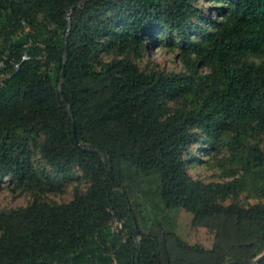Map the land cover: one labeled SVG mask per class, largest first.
<instances>
[{
	"label": "trees",
	"instance_id": "16d2710c",
	"mask_svg": "<svg viewBox=\"0 0 264 264\" xmlns=\"http://www.w3.org/2000/svg\"><path fill=\"white\" fill-rule=\"evenodd\" d=\"M209 1L216 17L197 0H0V61L11 71L32 55L0 83V179L44 193L80 169L89 184L70 202L38 194L0 212V264H223L264 253V200L226 203L244 191L264 198V0ZM160 28L185 72L134 61ZM193 142L231 179L194 180L189 166L205 160ZM128 171L156 175L167 208L215 228L214 249L176 237L175 254L164 251L140 225Z\"/></svg>",
	"mask_w": 264,
	"mask_h": 264
},
{
	"label": "rangeland",
	"instance_id": "374dc122",
	"mask_svg": "<svg viewBox=\"0 0 264 264\" xmlns=\"http://www.w3.org/2000/svg\"><path fill=\"white\" fill-rule=\"evenodd\" d=\"M197 5L203 7L209 16L216 17L214 7L220 6L216 1L197 0ZM221 4V3H220ZM158 36L147 44L143 54L134 57V61L141 68H156L167 72H185L186 67L182 60L181 49L178 44L170 45L165 29L158 30ZM169 38L176 42H182L183 38L176 33ZM114 58L113 54L103 55L105 61ZM260 141H263L260 139ZM264 146V141L262 143ZM36 162L42 161L40 153L36 149ZM189 150L198 157L205 160L203 163H193L189 166V173L194 180L203 183L222 182L231 178L223 175L215 160L201 152L198 144L193 142ZM223 156V154L221 155ZM125 178L130 198L136 208L140 225L146 233H156L160 237L164 251L175 254L177 246L176 237H180L192 246H200L202 249L212 251L217 243V230L195 221L193 213L184 208H167L160 195L159 179L156 175H134ZM63 179V185L58 189L44 193L33 192L27 187L19 188L11 176H4L0 179V212L24 208L31 204L37 195L40 194L43 200L50 203H65L74 199L78 191H86L89 184L80 169H75L69 179ZM59 186V185H58ZM37 191V190H36ZM37 193V194H36ZM238 200L242 205L248 206L264 200V198L253 197L247 191L242 192L237 198H230V201ZM146 216V220L143 217Z\"/></svg>",
	"mask_w": 264,
	"mask_h": 264
},
{
	"label": "built area",
	"instance_id": "2783aa9c",
	"mask_svg": "<svg viewBox=\"0 0 264 264\" xmlns=\"http://www.w3.org/2000/svg\"><path fill=\"white\" fill-rule=\"evenodd\" d=\"M32 59V55H30L28 52L23 53L21 56V59L19 61L12 60L10 65L12 67L11 71L6 69L5 60L0 61V68L4 71H2L1 76L2 79L0 80V83L3 84L4 80H6L8 77L11 76V72H17L21 69V66L23 62L29 61ZM124 228V222L117 217H115L111 222V229L113 232L118 233Z\"/></svg>",
	"mask_w": 264,
	"mask_h": 264
},
{
	"label": "water",
	"instance_id": "95a60500",
	"mask_svg": "<svg viewBox=\"0 0 264 264\" xmlns=\"http://www.w3.org/2000/svg\"><path fill=\"white\" fill-rule=\"evenodd\" d=\"M64 75V72H63ZM139 234V231H136V235ZM264 259V253H262L261 255L257 256L255 259L249 260V261H229L223 264H257L259 263L261 260Z\"/></svg>",
	"mask_w": 264,
	"mask_h": 264
}]
</instances>
